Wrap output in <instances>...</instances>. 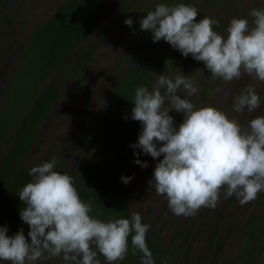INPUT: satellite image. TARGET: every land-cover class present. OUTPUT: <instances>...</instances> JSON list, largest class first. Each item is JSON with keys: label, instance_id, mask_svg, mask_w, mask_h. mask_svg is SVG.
<instances>
[{"label": "clouds", "instance_id": "clouds-1", "mask_svg": "<svg viewBox=\"0 0 264 264\" xmlns=\"http://www.w3.org/2000/svg\"><path fill=\"white\" fill-rule=\"evenodd\" d=\"M249 15L251 22L231 19L225 36L214 30L218 20L206 16L197 21L198 9L191 4L158 3L140 21V30L150 32L153 43L163 40L183 57L202 62L214 80L231 83L248 76L264 84V9L253 8ZM124 24L131 28L133 20ZM153 76L151 90L135 89L130 117L142 129L131 145L139 149L134 157L158 160L149 187L167 199L178 217L214 209L222 195L235 197L241 206L257 199L264 192V115L241 123L217 107L197 108L191 97L200 89L191 77L180 71L174 77ZM223 101L228 104V96ZM261 105L255 85L231 98V111L239 116L250 117ZM171 112L183 116L178 127ZM56 163L44 162L29 171L32 179L18 197L24 204L20 219L30 230L26 238L22 228L8 236V228L0 227V262L36 264L62 257L65 264H101L99 254L106 264H117L126 259L131 238L132 255L139 252L141 264H155L146 242L149 225L141 215L134 212L107 222L90 215L91 201L81 199L73 177L54 170ZM134 163L149 167L138 158ZM133 178L122 175L121 181L128 184Z\"/></svg>", "mask_w": 264, "mask_h": 264}, {"label": "trees", "instance_id": "trees-1", "mask_svg": "<svg viewBox=\"0 0 264 264\" xmlns=\"http://www.w3.org/2000/svg\"><path fill=\"white\" fill-rule=\"evenodd\" d=\"M181 2L189 4L191 0H154L148 9L131 17V28L122 24L130 39L125 53L117 62L118 78L109 86L107 95L95 114L90 112L88 92L82 84L89 69L91 54L99 43L92 41L88 33L110 0H68L60 4L51 17L33 29L27 44L19 50L18 62L13 68L15 74L0 93V146H5L0 154V224L8 228V236H14L22 228L27 238L30 229L20 219V210L24 204L18 197L19 190L32 179L24 161L41 123L61 97L67 80L74 85V91L82 93L79 108L81 122L85 123V127L66 156L72 155L81 147L73 166L66 171L60 168L56 171L73 177L81 199L91 201L93 205L90 215L96 218L98 214L99 219L100 212H106L107 221L113 217L130 218V208L127 205L130 187L125 188L126 184L121 181V176L130 177L135 159L147 163L151 159L143 154L134 157V151L139 152V149L131 147L137 143L142 130L140 123L130 118L135 89L147 86L151 90V86L155 84L153 74L167 75V60H178L181 56L163 40L153 43L151 33L140 30V21L158 3L174 5ZM133 3L134 0L119 1L113 16L104 25V33L117 26ZM204 17L206 14L199 10L197 21ZM19 67H22L23 72L18 70ZM190 71L189 68L185 69L183 75L188 76ZM16 74L19 78L23 75V79L17 86L14 85L19 92L15 91L16 96L10 100L7 91ZM57 74L58 80L46 83L50 76ZM210 88L208 85L202 87L197 104L206 98ZM22 99L23 105L20 107L18 102ZM64 161L62 159L61 163ZM4 192H9V195L4 196ZM8 206H11L9 213ZM255 230L254 222L250 221L245 233L246 245L252 244V247L248 246L249 258L242 264H251L254 257ZM176 233L177 236L182 235V240L176 247L181 250L191 237L190 229L179 225ZM215 233L216 231L212 237ZM28 239L30 242V238ZM148 247L152 255L155 254L157 248L151 245Z\"/></svg>", "mask_w": 264, "mask_h": 264}, {"label": "rangeland", "instance_id": "rangeland-1", "mask_svg": "<svg viewBox=\"0 0 264 264\" xmlns=\"http://www.w3.org/2000/svg\"><path fill=\"white\" fill-rule=\"evenodd\" d=\"M66 1L68 0H0V93L4 85L15 74L13 68L18 62L19 50L27 44L33 29L51 17L58 10V6ZM119 1L110 0L109 5L88 33L92 41H99L91 54L89 69L82 80L88 92L89 109L92 114L99 110L109 86L113 85L118 78L117 62L125 53L130 39L122 24L134 14L148 9L154 2V0H134L133 5L126 11L117 26L104 33V25L113 16ZM189 4L195 6L198 11L204 12L207 17L218 20L219 27L214 26V30L225 36L231 19L247 18L251 22L253 19L249 15L251 10L253 8L264 9V0H191ZM167 65L169 77H174L178 71L184 74V70L189 68L191 71L188 76L200 91L206 85L211 86L206 93V98L200 104H197L200 91L196 96L191 97L197 108L217 107L225 111L230 118H238L241 123H246L249 118L264 115V84H259L258 81L248 76L231 83H225L219 79L214 80L203 63L193 60L191 55L187 58L181 55L178 60L169 58ZM18 70L23 72L22 67ZM16 77L17 74L10 82L12 85L7 91L10 100L16 96L15 91L19 92L14 85L23 79V75L20 78ZM58 77V74L50 76L46 83H53L58 80ZM44 85L45 83L39 89ZM64 85L61 97L41 123L35 135L33 145L24 161V166L28 170L44 162L56 160L54 170L60 168L66 171L73 166L81 149V147L77 148L72 155L66 157L84 130L85 123L81 122L79 108L82 93L74 91V85L70 80H67ZM253 85L256 86L257 94L262 97L261 108L252 113L250 117L248 114L239 116L232 112L231 98L238 95L241 89ZM225 96H228V104L223 101ZM1 102L2 95L0 94V107ZM18 104L21 107L23 99ZM170 115L173 116L178 127L183 121L182 114L171 112ZM12 116L14 117V114ZM4 149V145L0 146V154ZM62 159H65L63 164ZM156 163L158 160L151 158L147 163L149 167L146 169L134 164L130 175L134 178L125 186V188L130 187L127 196L130 216L138 212L142 217V222L149 225L146 242L157 248L153 254L155 264H164L165 260L167 264H242L249 258L248 246L252 247V244L246 245L245 233V228L250 221H253L256 226L255 253L251 264H264V192L259 193L257 199L244 206H241L235 197L224 199L222 195L216 208H202L195 216L178 217L167 210V199L149 187L148 181L152 179ZM3 195L7 196L9 192H4ZM9 212H11V206L7 208V213ZM99 216L100 220L107 221L106 212H100ZM179 225L190 229L191 233L188 243L181 250L176 249L182 240V235H176ZM0 227H3V224H0ZM214 231L216 233L212 237ZM130 241L129 239V252L126 259L117 264H141L142 254L137 252L136 255H132ZM98 259L101 264H106L102 255L98 254ZM0 264H5V262H0ZM36 264H65V262L62 257H54L39 260Z\"/></svg>", "mask_w": 264, "mask_h": 264}]
</instances>
